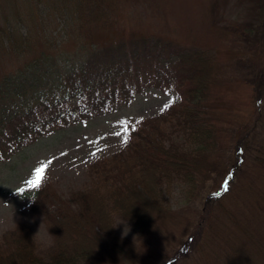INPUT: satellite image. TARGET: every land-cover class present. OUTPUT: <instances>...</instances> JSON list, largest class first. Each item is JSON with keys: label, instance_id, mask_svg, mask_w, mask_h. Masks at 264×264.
<instances>
[{"label": "trees", "instance_id": "trees-1", "mask_svg": "<svg viewBox=\"0 0 264 264\" xmlns=\"http://www.w3.org/2000/svg\"><path fill=\"white\" fill-rule=\"evenodd\" d=\"M67 3L73 23L69 25L65 20L66 29L72 26L70 33L79 34L84 46L89 45L88 40L97 39L100 33L95 31L105 33L115 27L108 20L113 3L107 0H67ZM204 20L207 22L202 27L211 36L214 31H221L219 38L214 37L217 40L230 36L231 24L246 35L245 30H240L245 28L238 23L219 28L208 21V16ZM12 33V29L4 30L5 36L0 35V50L7 38L10 52L20 54L17 51L20 49L25 58V43L30 39L28 28H23L22 33ZM141 38L149 41L147 36ZM155 42L153 49L138 40L133 53L120 51L113 56L104 54L105 57L95 50L72 58L64 54L51 56L56 49L47 47V53L28 62L24 60L21 71L16 72V82L0 83V145L9 144L11 138L17 143L22 126L27 129L29 139H36L45 132L32 134L34 126L36 131L61 120L64 124H75L108 110L107 104L112 101L129 102L137 93V85L143 83L135 81L133 64L140 67L145 63L151 70L150 62L160 64L171 56L167 64L173 71L170 85L183 87L188 96L175 109L134 122L126 132L127 143L124 141L120 149L88 166L86 187L71 191L67 197H62L48 182L33 191L30 198L35 202L30 200L28 208L33 215H41L45 230L52 235L51 246L40 248L31 227L19 223L0 236V264H144L134 243L118 234L119 218L130 223L146 241L152 242L153 238L160 243L172 239L170 244L178 246L158 264H178L193 253H201L208 260L216 259L207 253L205 245L194 248L200 237L194 228L195 220L186 222L189 216L180 210L173 211L169 194L173 183L182 181L183 205L194 204L204 198L208 182L216 181L215 176H221L227 169L218 154L217 125L205 102L213 87L231 79L233 70L230 64L218 59L213 46L178 48L174 56L164 53L167 41L158 38ZM234 62L242 67L239 61ZM245 69L251 75L248 64ZM153 75L150 72L144 85L146 80L150 85L153 80L163 79L162 75H154L156 79ZM14 143L10 145L13 150ZM245 188L252 190L253 186L248 184ZM245 235L250 238L248 232ZM233 246L240 264H264L257 262L252 247L239 243ZM258 248L264 253L263 248ZM228 253L231 251H226L225 256ZM222 261L230 262L224 256Z\"/></svg>", "mask_w": 264, "mask_h": 264}, {"label": "rangeland", "instance_id": "rangeland-1", "mask_svg": "<svg viewBox=\"0 0 264 264\" xmlns=\"http://www.w3.org/2000/svg\"><path fill=\"white\" fill-rule=\"evenodd\" d=\"M107 1L114 4L110 6L108 20L115 27L105 33L95 31L100 33L97 39L88 40L89 45L84 46L79 34L70 33L72 26L66 29L65 20L69 25L73 23L71 12L66 9L67 0H0V35L5 36L4 30L10 29L12 35L22 33L23 28H28L30 33L23 53L25 58L20 49L17 50L20 54L10 52L8 39L4 38L6 44L2 43L0 50V83L16 82V72L21 71L24 60L28 62L47 53V47L56 49L51 56L64 54L72 58L94 50L104 57L120 51L133 53L138 40L154 49L158 38L169 43L164 53L174 56L178 48L213 46L218 59L230 64L233 70L231 79L213 87L205 102L217 125L218 154L227 169L221 176H215L216 181L208 182L204 198L187 206L182 204L178 210L189 216L186 222L195 220L194 228L200 237L194 248L205 245L207 253L216 259L208 260L201 253H193L178 264H224L223 256L230 260L229 264H240L233 252L235 243L252 247L257 262H264V253L258 248L264 251V161L261 159L264 158V0ZM207 16L219 28L238 23L245 28L240 30H245L246 35L231 24L230 36L217 40L221 31H214L212 37L202 27ZM172 28L176 31H171ZM142 36H147L149 41H144ZM169 57L160 62L161 66L156 61L150 62L151 70L148 64L142 63L140 67L133 64L135 81L143 80V83L137 85V93L129 102L112 101L107 104L108 110L75 124H64L61 120L46 128L36 125L38 128L35 131L34 126L32 134L46 133L36 139H29L27 129L22 126L17 143L11 138L9 144L0 145V219L5 221L0 225V236L19 223L27 224L39 247L46 248L42 240L51 241V236L41 215H33L28 208L33 191L48 182L62 197H67L71 191L86 187L88 166L120 149L134 122L160 116L188 100L183 87L170 85L173 71L167 68L172 59ZM234 61H239L242 67ZM246 64L252 70L251 75L245 69ZM150 72L162 75L163 79L153 75L156 80L150 85L146 80L144 85ZM174 82L173 78L171 84ZM13 143L14 150L10 146ZM41 167L44 172L40 185L30 186L27 181L34 180L35 170ZM248 184L253 186L252 190L245 188ZM116 226L120 236L134 243L144 264H158L178 247L170 244L172 239L160 243L153 238H150L152 242L146 241L123 219H117ZM245 232L250 238H246ZM226 251L231 253L225 256Z\"/></svg>", "mask_w": 264, "mask_h": 264}, {"label": "clouds", "instance_id": "clouds-1", "mask_svg": "<svg viewBox=\"0 0 264 264\" xmlns=\"http://www.w3.org/2000/svg\"><path fill=\"white\" fill-rule=\"evenodd\" d=\"M169 199L173 203V211L178 210V208L180 206H182L183 200H184V185H183L182 181H175L173 183V187L171 188V191L169 194ZM30 200L35 202V200H33V199H30ZM12 219H13V217H12ZM4 224H5V221L3 219H0V225H4ZM47 234H48V236H52L49 234V232ZM42 244L44 246L50 247L51 241L42 240Z\"/></svg>", "mask_w": 264, "mask_h": 264}, {"label": "snow or ice", "instance_id": "snow-or-ice-1", "mask_svg": "<svg viewBox=\"0 0 264 264\" xmlns=\"http://www.w3.org/2000/svg\"><path fill=\"white\" fill-rule=\"evenodd\" d=\"M125 143H127V140H125ZM44 172V168H37L35 170V179L34 180H29L27 181V183L30 186H35L38 187L41 183V179H42V173ZM228 189L225 187V191H227ZM217 195H219L220 193H216Z\"/></svg>", "mask_w": 264, "mask_h": 264}]
</instances>
